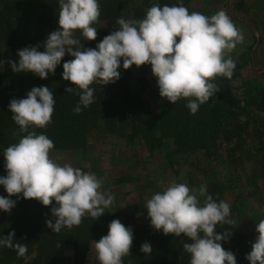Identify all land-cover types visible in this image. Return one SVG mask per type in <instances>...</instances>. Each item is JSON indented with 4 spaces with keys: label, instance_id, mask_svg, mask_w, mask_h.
<instances>
[{
    "label": "clouds",
    "instance_id": "9594fccd",
    "mask_svg": "<svg viewBox=\"0 0 264 264\" xmlns=\"http://www.w3.org/2000/svg\"><path fill=\"white\" fill-rule=\"evenodd\" d=\"M58 28L40 45L17 50V61L7 63L15 73L31 72L40 79L55 74L65 55L73 59L62 64V79L75 88L66 92L79 95L74 112L94 103L93 84L107 85L120 78L118 69L148 64L162 99L175 104L186 99V107L195 115L199 107L219 91L212 81L217 76L231 79L236 67L230 53L243 42V34L228 14L221 10L205 16L189 13L184 6L153 4L140 20L118 18L116 31L105 36L95 48H86L81 39L94 41L101 11L99 0H58ZM5 61L0 59V69ZM55 99L47 86L32 87L24 98L12 99L8 108L22 135L17 143L3 150L6 175L0 176L8 196L0 195V211L10 213L16 201L11 196L22 194L24 199H36L43 206L52 205L53 220L46 225L54 233L62 228L79 226L86 215L94 220L111 207L115 196L101 191L103 181L95 174L84 172L70 164L57 163L50 156L53 141L46 134L29 129L46 128L52 122ZM203 198L201 202L200 198ZM55 201V203H53ZM151 226L164 235L187 237L183 249L190 254L189 264H237L235 255L222 247L231 233H217L218 225H230L231 208L208 194L207 186L190 189L183 183H172L156 192L146 203ZM255 231L258 235L245 259L249 264H264V220ZM14 232L0 235V249L5 247L24 257L26 244L15 242ZM133 230L119 219L112 220L108 232L95 243L100 264H123L130 254ZM140 251L152 253L144 242Z\"/></svg>",
    "mask_w": 264,
    "mask_h": 264
},
{
    "label": "rangeland",
    "instance_id": "374dc122",
    "mask_svg": "<svg viewBox=\"0 0 264 264\" xmlns=\"http://www.w3.org/2000/svg\"><path fill=\"white\" fill-rule=\"evenodd\" d=\"M45 1L55 4L59 12L58 0ZM104 2H108L107 6L113 11L110 13L109 8L101 6L100 17L93 26L97 28V34L102 30V34L109 35L118 26V18L133 20L144 0ZM165 4L184 6L189 13L199 12L205 16L223 10L243 34V42L230 53L236 65L232 78L217 76L212 82L230 88L231 97L245 108L247 114H239L235 109L237 115L230 120L229 114L221 117L220 125L212 128L217 137L206 147L193 148L185 153L174 151L175 147L169 141L160 146L132 137L129 119L124 122L96 119L86 127L82 148L77 151L53 148L50 156L61 165L70 164L101 179V191L115 196L113 205L105 212L132 230L146 226V203L156 192L172 183H183L190 189L206 185L208 194L215 200L219 197L220 201L229 203L231 208L233 223L230 226L239 238L231 233L229 225H220L224 228L223 233H231L225 245L234 246L240 240V248L247 254L258 235L256 225L264 220V102L258 95L264 87V0H164ZM144 15H136L134 20H140ZM74 37L81 39L88 48L89 40L83 39L79 31ZM5 52V46L0 43V59L4 60ZM70 59L73 57L66 54L63 62ZM129 71L130 95L140 98L139 124L146 134L151 126L158 128L157 115L166 100L159 95L150 65ZM61 74L62 71L55 73L49 86H75L63 80ZM228 104L227 101L225 105ZM200 199L202 202L203 198ZM96 241L88 238L79 242L77 248L65 242L56 243L54 247L47 245L41 253L42 260L50 259L49 264H100ZM49 247H53L50 254ZM36 257L37 246L33 245L22 264H33ZM186 259L190 262V254L187 253Z\"/></svg>",
    "mask_w": 264,
    "mask_h": 264
},
{
    "label": "trees",
    "instance_id": "16d2710c",
    "mask_svg": "<svg viewBox=\"0 0 264 264\" xmlns=\"http://www.w3.org/2000/svg\"><path fill=\"white\" fill-rule=\"evenodd\" d=\"M155 3L163 6L164 0H144L133 20L136 15L145 14ZM107 4L108 2L99 0L100 7L104 5L105 9L109 8ZM109 9L111 13L113 8ZM118 27H114L113 31H116ZM57 28L58 12L55 4H47L45 0H0V43L6 48L5 65L0 71V154L2 157L0 176L6 175L3 150L17 143L21 136L26 134L21 133L19 126L13 121L12 113L8 108L9 102L12 99L24 98L34 86H47L53 93L55 106L52 122L46 128L29 129V131L46 134L53 141L54 148L61 150L77 151L82 148L86 127L96 119L104 121L108 119L111 122L116 120L124 122L129 119L132 123V137H139L147 144L160 146L164 141H169L175 147L174 151L185 153L193 148L206 147L211 139L216 138L217 134L212 128L218 127L227 114H229V120L237 115L235 109L239 114H247L245 108L240 107L231 97L230 88L228 90L226 85L219 87L216 84L219 91L208 102L201 105L195 115L191 114L186 107V99H180L175 104L164 101L157 115L158 128L151 126L145 134V130L139 124L140 98L131 96L129 90L131 77L129 70H137L139 67L135 65L126 70L121 66L118 69L121 73L120 78L115 83L91 85L95 89V102L87 108L81 106L82 111L77 114L73 110L79 104V95L75 92H66L65 89L68 87L49 86L53 74H49L47 79H40L31 72L15 73L7 63L8 60H18V49L39 44L38 50L43 51V42ZM101 31L97 34L96 40L87 43L88 48H95L94 46L107 36ZM62 64L63 60L61 65L57 66L55 73L63 71ZM258 95L264 102V87ZM227 101L229 104L226 106ZM0 195L8 196L3 186H0ZM18 195L19 199L17 196L9 197L16 201L10 213L0 211V235L7 236L9 232H14L15 242L27 245L26 255L31 247L36 245L37 257L33 264H49L50 259L48 261V258H44L43 261L41 256L47 245L54 247L56 243L65 242L77 248L76 245L79 242L88 238L98 241L107 234L108 225L113 220V216L107 212L96 220L86 215L79 226L62 228L57 234L46 225L47 220H53V222L55 220L50 211L52 205L43 206L36 199H24L22 194ZM216 200L219 202L220 198L216 197ZM229 229L236 239L239 238L238 233L232 230L230 225ZM223 230L224 228L220 225L216 228L217 233H223ZM144 242H149L152 246L150 255L140 251V246ZM186 242L191 241L184 236L164 235L162 231L155 230L148 217L146 226L133 230L130 254L122 258L123 264H189V260L186 259L187 253L183 249ZM221 243L225 250L235 255L237 264H247L246 254L240 248V240L229 247L225 245V242ZM53 247L52 249L49 247V254ZM24 257H18L12 248L0 249V264H22Z\"/></svg>",
    "mask_w": 264,
    "mask_h": 264
}]
</instances>
